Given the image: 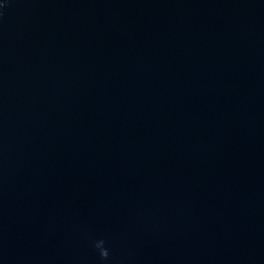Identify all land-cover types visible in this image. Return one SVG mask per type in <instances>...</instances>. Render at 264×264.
<instances>
[{
  "label": "water",
  "instance_id": "obj_1",
  "mask_svg": "<svg viewBox=\"0 0 264 264\" xmlns=\"http://www.w3.org/2000/svg\"><path fill=\"white\" fill-rule=\"evenodd\" d=\"M0 264H264V0H0Z\"/></svg>",
  "mask_w": 264,
  "mask_h": 264
},
{
  "label": "clouds",
  "instance_id": "obj_2",
  "mask_svg": "<svg viewBox=\"0 0 264 264\" xmlns=\"http://www.w3.org/2000/svg\"><path fill=\"white\" fill-rule=\"evenodd\" d=\"M103 243L104 244V241L103 240H100L97 242L96 244V247L97 248H100V255L104 258L108 257L109 253H108V249L107 248H101L100 247V244Z\"/></svg>",
  "mask_w": 264,
  "mask_h": 264
}]
</instances>
